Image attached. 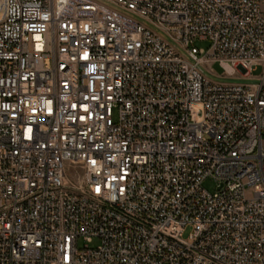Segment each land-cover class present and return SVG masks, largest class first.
Returning a JSON list of instances; mask_svg holds the SVG:
<instances>
[{
	"label": "built area",
	"instance_id": "built-area-1",
	"mask_svg": "<svg viewBox=\"0 0 264 264\" xmlns=\"http://www.w3.org/2000/svg\"><path fill=\"white\" fill-rule=\"evenodd\" d=\"M0 264H264V0H0Z\"/></svg>",
	"mask_w": 264,
	"mask_h": 264
},
{
	"label": "rangeland",
	"instance_id": "rangeland-1",
	"mask_svg": "<svg viewBox=\"0 0 264 264\" xmlns=\"http://www.w3.org/2000/svg\"><path fill=\"white\" fill-rule=\"evenodd\" d=\"M210 43L208 41H201V40H197L196 41V46H198L201 49L207 50V48L209 47ZM206 72L208 73L207 75L215 81H224V82H248V83H253L256 82V80H241V79H237V78H225L223 76V69L221 68V66L218 63H215L213 65H206L205 67ZM212 70V73L209 71ZM261 74V67L257 68L255 70V72L253 73V77L256 79L257 77H259ZM203 187L205 190H207L210 193H215L218 189L217 183L211 179L208 178L203 182ZM84 243L81 242V246H83ZM97 245V241H92L90 243V246H96Z\"/></svg>",
	"mask_w": 264,
	"mask_h": 264
}]
</instances>
